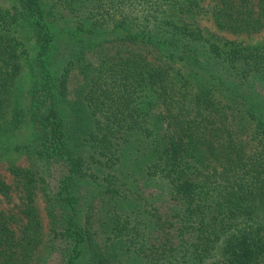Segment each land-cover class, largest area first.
Instances as JSON below:
<instances>
[{"label":"trees","instance_id":"1","mask_svg":"<svg viewBox=\"0 0 264 264\" xmlns=\"http://www.w3.org/2000/svg\"><path fill=\"white\" fill-rule=\"evenodd\" d=\"M4 1L0 152L29 163H8L15 184L0 172V196L21 198L0 208V264H42L47 248L58 264H264V45L218 43L184 19L259 33L264 0ZM52 164L47 238L36 197ZM82 180L112 201L94 224L77 212Z\"/></svg>","mask_w":264,"mask_h":264},{"label":"rangeland","instance_id":"2","mask_svg":"<svg viewBox=\"0 0 264 264\" xmlns=\"http://www.w3.org/2000/svg\"><path fill=\"white\" fill-rule=\"evenodd\" d=\"M47 1V0H43ZM2 4H6L4 0H0ZM62 13H64L62 11ZM66 14V13H64ZM67 15V14H66ZM69 16V15H67ZM50 18V15L48 16ZM184 18V17H183ZM187 22H190L193 26H198L202 30V34L205 35L206 38L211 39L212 41H216L218 43H223L226 40H232L236 42H240L244 45H250V46H259V45H264V30L259 32V33H254V34H232L228 31L225 30H220L215 27L214 23L210 19V16L208 14H205L203 12H200L194 16L187 17L185 16L184 18ZM63 21H59V23L62 24ZM64 42L67 44L66 47L69 45L73 48H75V42L76 39H70L69 36H64ZM29 45V44H28ZM64 48H59L62 50H58L59 52L64 53L65 49ZM59 53V54H62ZM66 53V52H65ZM65 55V54H64ZM89 59L94 60V57H96V52L93 50H88L85 54ZM191 68L188 67V71H190ZM81 76L75 68H73V71L70 73V81H69V97L73 94V91L77 84L79 83ZM20 90L22 92V103L24 110L27 112L28 111V87H29V78L27 75H25L22 80L19 83ZM24 124L14 132L10 133L11 139L15 143H24L30 136V124L28 123V119L25 118ZM13 161L14 163L18 165H28L29 163V158L28 154H26L23 151H12V150H2L0 152V172L2 176L5 178V180L9 183L15 184L14 178L12 174L8 170L9 162ZM59 177V170L56 164H52L50 166V173L47 178L48 185L44 187L43 190H40L37 192V197H36V204L38 207V211L41 215L42 221H43V226H44V233L46 237H50V223L51 219L48 215V210H47V201H46V195L45 191L47 190H54L56 184H57V179ZM145 180V179H142ZM141 181V180H140ZM150 183V182H148ZM152 183V182H151ZM150 183V184H151ZM94 183L88 182L87 180L81 181L79 183V199H78V204H77V212L79 217H82L83 215L90 213L91 212V220L92 223H96V216L97 212H99L100 209H103V206H100L101 203L104 206H109L112 201H108L105 198V201H101V199L95 198L94 195L99 192V189L96 188V186L93 185ZM149 184V186H150ZM155 185V184H154ZM156 186V185H155ZM151 187V189H150ZM146 188L141 196L144 199H148L150 201V198L154 193H156V190H154L155 187L150 186ZM107 195V194H106ZM163 197L156 198L157 203H161ZM21 202L20 198V193L14 190L11 194V198L9 200H6L4 197L0 196V208H12L16 209L15 206H19ZM144 200L139 199L136 203L138 206L139 204H143ZM48 248L43 251V254L40 255V261L42 264H58V255L59 253L56 251H53L51 253H48ZM84 257L82 264H90L89 261ZM124 264H131V262H128V260L123 261Z\"/></svg>","mask_w":264,"mask_h":264}]
</instances>
